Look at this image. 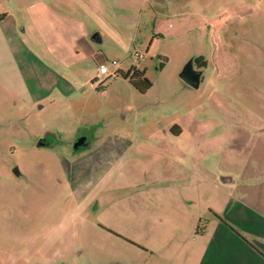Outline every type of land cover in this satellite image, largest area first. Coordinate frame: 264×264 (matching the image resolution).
<instances>
[{
  "label": "rangeland",
  "instance_id": "1",
  "mask_svg": "<svg viewBox=\"0 0 264 264\" xmlns=\"http://www.w3.org/2000/svg\"><path fill=\"white\" fill-rule=\"evenodd\" d=\"M48 16L55 23L46 24ZM213 19L225 21L221 35L238 68L228 77L229 93L264 126V0H0V264H161V254L113 235L117 216L129 214L113 203L148 198L153 210L165 204L184 212L173 207L171 188L143 185L157 166L131 165L137 147L126 149L196 107L199 118L213 115L201 111L209 85L195 89L180 78L195 57L213 69ZM101 65L115 75L97 79ZM134 70L153 83L146 94L125 79ZM255 126L248 123L247 132L264 129ZM80 137L89 145L75 151ZM246 140L232 150L245 149ZM213 215L201 217V229ZM257 233L237 234L257 255L234 249L214 258L215 247L237 246L221 236L185 237L184 244L204 264H264V236Z\"/></svg>",
  "mask_w": 264,
  "mask_h": 264
},
{
  "label": "crops",
  "instance_id": "2",
  "mask_svg": "<svg viewBox=\"0 0 264 264\" xmlns=\"http://www.w3.org/2000/svg\"><path fill=\"white\" fill-rule=\"evenodd\" d=\"M32 6L33 12L39 13L40 1ZM52 6L49 4L48 8L53 9ZM54 20L55 18L48 16L46 24L55 23ZM61 26L67 28L63 23ZM208 27L209 40L213 46L210 54L213 69L208 71V62L207 67L201 70L198 89L204 83L211 88L205 106L207 108L204 107L201 111L209 110L213 115L208 119L199 118L200 107H196V110L191 109L185 115L171 120L164 129L149 134L145 144L139 146L134 142L126 149L130 151L132 147H137V156L129 160L131 165L139 163L144 166H157L158 174L152 179V174L143 179V185L159 182L163 184L164 189L171 188L173 207L182 206L184 212H174L165 207V204H161L162 208L153 210L148 198L143 201L129 198L113 203L122 204L123 209L129 211L127 215L120 213L117 216L116 220L120 223L117 222L113 235L130 238V241L140 245L145 253L161 254V264H204L196 256L194 249L188 245L186 247L185 237L194 239L195 236H221L227 237L228 241L237 242V246L215 247L213 257L216 258L221 252L226 253L228 257L231 253L235 255L234 249L243 250L244 254L250 251L257 255L237 237V234L246 236L245 233H248L253 237L259 230L264 236V129L256 134L247 132L248 123L256 130L258 127L255 125L258 124L264 128L263 120L260 117V120L248 119L242 112L243 102L233 100L229 93L233 84L228 77L237 72L238 68L232 66V56L229 55L221 35L226 31L225 21L213 19ZM74 35L79 37L80 33ZM254 37L253 34L250 39L258 47ZM248 58L253 63L254 60ZM246 61L248 67V60ZM214 77L218 78L219 84H215ZM256 77L257 75L253 76ZM234 105L239 109H235ZM205 125L209 128L207 133L197 131L200 126ZM217 128L222 131L214 133ZM244 140L247 141L245 149L232 150L233 142ZM148 141L151 143H147ZM146 157L150 159L143 162L142 158ZM233 159L236 164L240 163L238 169L233 168ZM168 171L172 172L168 174ZM169 181L175 182V185L170 187L167 184ZM186 206L193 211L186 213ZM207 211L214 214L213 218L208 227L204 228V233L197 235V226Z\"/></svg>",
  "mask_w": 264,
  "mask_h": 264
},
{
  "label": "trees",
  "instance_id": "3",
  "mask_svg": "<svg viewBox=\"0 0 264 264\" xmlns=\"http://www.w3.org/2000/svg\"><path fill=\"white\" fill-rule=\"evenodd\" d=\"M194 62L198 69H204L207 67V62L203 56L196 57ZM165 62L161 64L164 65ZM126 80H129L130 83L141 93L146 94L153 86V83L145 77V73L141 71L134 70L133 73L129 72L127 75H124ZM202 221L199 222L197 226V235H202L204 229H201Z\"/></svg>",
  "mask_w": 264,
  "mask_h": 264
},
{
  "label": "water",
  "instance_id": "4",
  "mask_svg": "<svg viewBox=\"0 0 264 264\" xmlns=\"http://www.w3.org/2000/svg\"><path fill=\"white\" fill-rule=\"evenodd\" d=\"M95 41H99V35L93 37ZM201 70H196L194 68V60H191L187 66L182 71L180 78L190 87L198 89L201 83ZM88 141L86 138L82 137L75 141L74 150L81 151L88 147ZM42 146V145H41Z\"/></svg>",
  "mask_w": 264,
  "mask_h": 264
},
{
  "label": "built area",
  "instance_id": "5",
  "mask_svg": "<svg viewBox=\"0 0 264 264\" xmlns=\"http://www.w3.org/2000/svg\"><path fill=\"white\" fill-rule=\"evenodd\" d=\"M139 58H141V56H139ZM113 65L114 66H117L118 63L116 61L113 62ZM115 75V73L113 72H110V70L108 69L107 66H104V65H101L99 68H98V74H97V79L101 78V77H104V76H113Z\"/></svg>",
  "mask_w": 264,
  "mask_h": 264
},
{
  "label": "flooded vegetation",
  "instance_id": "6",
  "mask_svg": "<svg viewBox=\"0 0 264 264\" xmlns=\"http://www.w3.org/2000/svg\"><path fill=\"white\" fill-rule=\"evenodd\" d=\"M80 138H82V137H80ZM75 144V143H74Z\"/></svg>",
  "mask_w": 264,
  "mask_h": 264
}]
</instances>
